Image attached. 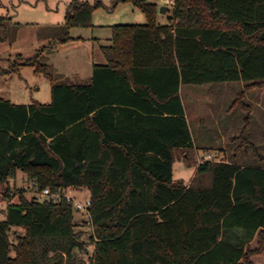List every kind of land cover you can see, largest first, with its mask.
Listing matches in <instances>:
<instances>
[{
    "label": "trees",
    "instance_id": "trees-1",
    "mask_svg": "<svg viewBox=\"0 0 264 264\" xmlns=\"http://www.w3.org/2000/svg\"><path fill=\"white\" fill-rule=\"evenodd\" d=\"M124 3L146 23L112 26L106 62L94 65L89 83L63 80L44 61L46 47L28 58L0 57V80L30 66L52 94L49 103L0 97V202L7 203L0 264H34L39 240L65 241L68 264H253L264 251V158L248 136L246 95L264 88V0H175L167 24L156 0H111V9ZM102 6L72 0L50 34L72 39L70 30L91 27ZM21 26L0 18V41L15 42ZM237 81L245 86L233 106L246 115L236 153L251 148L259 164L199 162L180 86ZM180 159L196 166L189 184L174 179ZM18 172L52 195L28 199L11 184ZM69 188L90 190L89 261L74 254L88 249L75 203L62 193ZM18 227L25 234L14 244L10 230Z\"/></svg>",
    "mask_w": 264,
    "mask_h": 264
},
{
    "label": "rangeland",
    "instance_id": "rangeland-1",
    "mask_svg": "<svg viewBox=\"0 0 264 264\" xmlns=\"http://www.w3.org/2000/svg\"><path fill=\"white\" fill-rule=\"evenodd\" d=\"M72 0H0V18L12 17L14 22H20L24 28L20 31V38L14 44L0 41V57H15L19 51L26 56H33L39 47L46 44L49 39L44 38L43 33L50 31L52 25L64 22L67 6ZM94 3L96 0H80ZM163 5L162 0H156ZM104 6L95 11L93 19L96 22L129 20L124 14V6L118 5L117 11L111 8L110 0H102ZM117 6V7H118ZM128 7V6H126ZM171 7V6H170ZM137 14L145 22V16L140 9ZM127 15V14H126ZM129 17V18H128ZM54 27V26H53ZM90 31L91 30H86ZM97 31H95L96 33ZM1 35V31H0ZM88 47V48H87ZM92 50L88 43L69 42L61 46L52 56L59 71L78 70L91 56ZM7 66V62L2 63ZM242 81L211 83L203 86H187L186 89H194L191 98L186 97V106L189 113L192 136L195 142V154L197 161L205 155L211 154L214 160L231 161L239 165H257L259 161L253 155L251 148H242L236 153L239 142H234L233 137L240 135L246 113L240 106H233L238 93L244 88ZM193 87V88H192ZM38 88V89H37ZM195 89L199 91L195 92ZM51 86L49 81L33 72L30 66H24L20 73L12 74L0 81V97L11 98L19 102H31L33 97L38 100H49ZM246 101L253 106V119L248 136L256 144L264 158V88L252 89L246 95ZM224 133V134H223ZM211 146V147H208ZM195 165H187L183 160L174 163V179L184 180L186 184L194 178ZM15 188L23 189L25 196L30 199L37 197L45 199L41 191L35 189L25 174L19 172L16 178L11 179ZM75 203L76 231L81 235V241L87 246L86 251L74 250L78 259L89 261L93 253V245L90 244V235L93 227L87 210L90 201L88 188H69L62 192ZM59 194L56 196L58 198ZM80 203L85 208L79 209ZM7 208L6 202H0V219L4 217ZM21 227L11 228L10 238L14 244H18V236L24 235ZM258 240L251 242L252 248H256ZM66 242L62 240H39L34 245V264H68V257L63 250ZM12 256L15 252L12 251ZM254 264H260V254L253 258Z\"/></svg>",
    "mask_w": 264,
    "mask_h": 264
},
{
    "label": "crops",
    "instance_id": "crops-1",
    "mask_svg": "<svg viewBox=\"0 0 264 264\" xmlns=\"http://www.w3.org/2000/svg\"><path fill=\"white\" fill-rule=\"evenodd\" d=\"M122 5L124 6L123 10H124L125 16H129L130 17V18L128 17L129 20L122 21V22H115V21H112V20L96 22L92 18V26L91 27H74V28H72L70 30V36L72 37V39H70V40H68L66 42H60L57 38L52 37V35L50 34L51 30L53 29V26L61 25L63 23L52 25V27H49L50 31H46L45 33H43L44 38L49 39V40L46 41V44H44L41 47H39V49H37L36 52L38 50L46 47V50L44 51V61L47 64L53 65L56 68V70L58 71V73L62 74L63 80H65V81L67 80L68 82H73V83H82V84L89 83L92 80L94 65L95 64H104L106 62V59H105L103 51H102V47L111 45L112 26L113 25H117V24H144V23H146L147 19H146V16H145V14L143 12L142 13L145 16V22H143L144 19H142V17H140V19H139V17H138L139 15H136L137 14L136 9H139V8L133 6L132 4H129V3H124ZM126 6H128V7H126ZM161 6H166V9L164 10L163 13H161L159 11L158 20H159V22L161 24H167L169 22V17L172 16V10H171L172 6L170 7L169 5H166V4H163ZM118 9H119V6L116 7V10H114V11H117ZM94 14H95V12H94ZM94 14H93V16H94ZM16 23H20V22H16ZM20 24L22 26L20 27V29L18 31L17 38H16L15 42L19 40L20 31L24 28L23 24L22 23H20ZM86 30H91V33H90V31H86ZM95 31H97V32L95 33ZM15 42H13L12 44H14ZM69 42L88 43V44H90V48L92 50V54H91V56L89 58H88V56L86 57L88 60L86 62H84L83 65H85V66H82L80 68V71H78V70H71V71H67V72H65L64 70L63 71H59L58 68L56 67L54 61L53 60L51 61L53 54L61 46L67 45ZM36 52H35V54H36ZM17 55H22V56H24L26 58L32 57V56H26V54L23 51H19L16 54V56ZM9 58H14V57H9ZM5 59H7V58H5ZM33 72H34V69H33ZM34 74H35V72H34ZM36 75H38V74H36ZM9 76L10 75H8V76H6L4 78L6 80H8ZM4 78H2V79H4ZM223 83H226V82H223ZM209 84H211V83H209ZM203 85H206V84H203ZM203 85L182 84L180 86V95H181V98H182V103H183V106H184L185 115H186L188 124L190 126V129H191V124H190V118H189L188 109H187V106H186V103H187L186 102V97L190 99L191 98V93L194 91V89L192 90L191 88L190 89H186V88H187V86H198V87H200V86H203ZM50 86H51V83H50ZM197 91H199V90L195 89V92H197ZM121 93L122 92L118 91L115 96L119 98ZM126 96L128 97V99L131 98L130 93H128V95H126ZM120 97H122V94H121ZM132 98H134V97L132 96ZM6 99L11 100L13 103L30 104V103H33L34 101H39V102H42V103H49L52 100V94L50 93V96L48 98L49 100H44V101L38 100L36 97H33L31 102L14 101V100H12L9 97L6 98ZM191 133H192V129H191ZM208 147H211V146H208ZM18 174H19V172L17 173V175ZM255 256L256 255H254L252 257V261L254 260L253 258H255ZM253 264H254V261H253ZM260 264H264V251L262 253H260Z\"/></svg>",
    "mask_w": 264,
    "mask_h": 264
},
{
    "label": "built area",
    "instance_id": "built-area-1",
    "mask_svg": "<svg viewBox=\"0 0 264 264\" xmlns=\"http://www.w3.org/2000/svg\"><path fill=\"white\" fill-rule=\"evenodd\" d=\"M162 1H163L164 4H166V5L172 6V5L174 4V1H175V0H162ZM212 159H213L212 155H211V154H208V155H205L202 159H200L199 162H203V161H205V160H212ZM42 195H43L44 197H48V196H50V195H52V194H51V192H50L49 189H45V190L42 191ZM57 195H58V194H55V195H53V196L56 197ZM68 198L70 199V197H68ZM88 204H89V202H88ZM77 207H78L79 209L85 208V207L82 206L80 203L77 204Z\"/></svg>",
    "mask_w": 264,
    "mask_h": 264
},
{
    "label": "water",
    "instance_id": "water-1",
    "mask_svg": "<svg viewBox=\"0 0 264 264\" xmlns=\"http://www.w3.org/2000/svg\"><path fill=\"white\" fill-rule=\"evenodd\" d=\"M165 9H166V6H161L160 7V12L163 13Z\"/></svg>",
    "mask_w": 264,
    "mask_h": 264
}]
</instances>
